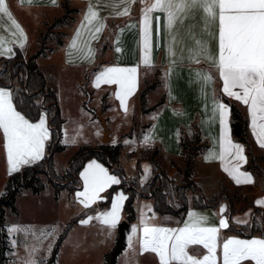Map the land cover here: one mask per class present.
<instances>
[{"label":"crops","instance_id":"obj_1","mask_svg":"<svg viewBox=\"0 0 264 264\" xmlns=\"http://www.w3.org/2000/svg\"><path fill=\"white\" fill-rule=\"evenodd\" d=\"M90 2L97 4V10L105 24V28L102 33H100L99 39L91 42V47L95 52L94 58L91 60L81 59L79 54L75 51H73L72 56L69 57V46L75 36L78 26L83 21ZM111 2H114V0H56L55 4H52L51 0H33L31 4L27 3L26 0H6L13 17L21 25L27 36L25 46L20 48L18 44H13V51L16 53V48H19L25 56L35 54L39 67L47 76L48 86L57 93L61 115L64 119L63 136L61 140L64 150L76 152L84 146H99L105 143L106 125L110 138L108 143L121 144L122 146L120 162L127 176L130 178H137L138 183L143 185L147 183L149 179L152 180L154 177L158 176L161 171L164 170L163 167H165L166 164H172L173 168H176L174 159L186 157L188 151L182 149L181 137L184 136L188 138L189 135L194 134L196 130L192 127L198 125L201 135L209 143V147L199 155L201 163L214 167L218 171L217 173L221 174L223 178H226L232 185H255L256 178L254 174L252 171L245 168L248 162L245 144L234 139L232 134L231 107L218 96V91L222 92V81L219 78L217 69L210 62L197 65L189 64L187 60V48L193 45L192 37L188 35L190 28L192 34L197 39L207 43L209 52L212 55L217 54L218 24L215 22L209 24L205 31L204 20L202 19L203 14L200 11H196L186 18L183 24L177 23L174 25V32L177 34V40L183 41L185 58L182 62L178 58L181 53V47L178 44L174 48L176 63L171 67V71H169L170 62L167 53L169 37L165 29L164 15L159 11L154 12L152 14L150 45V60L152 66L148 67L144 66L142 63L143 36L141 12L144 5L140 0H136L135 3L130 5L129 15L119 16L115 14V11L122 10L125 5L121 4L119 8L114 11V9L109 6ZM64 3H67L70 9L76 12L73 15L75 17L74 22L72 26L66 25V35L59 45L55 46L51 52L42 54L39 52L42 47L41 34L45 31L47 25H52L56 19L64 17L67 14V8ZM157 16L160 17L159 34H157ZM65 20H67V17ZM28 21L31 23V26L28 25ZM111 22L122 23L115 29L113 36L110 38V46L103 47V38L108 31L109 25L112 24ZM0 24L3 25V27H0V34L11 39V37L8 36L10 24L7 18H2ZM85 39H87V37H85ZM117 48L120 49L119 52L116 51ZM11 57L13 56L9 57L5 55L0 56V59ZM69 59H71L72 62H69ZM134 66L138 68L137 85L133 94L127 99V111H125L120 101L115 96L118 86L101 84V86L97 88L94 87V80L96 74L106 67ZM197 70L204 73L210 72L214 77V81L205 86L203 81L199 80L195 75ZM154 79L162 81L163 94L158 97L155 93L156 89H152L146 93L147 107L150 108V110L143 112L141 110V93L144 90V86L152 83ZM0 87L6 88L12 92L10 86L0 84ZM214 95L230 108L229 125L231 139L233 142L244 147V155L247 158V162L242 165L241 171L251 174L254 181L251 184H237L232 177L224 171L220 160L206 159L210 153H219L220 151L219 139L221 135V126L218 117L215 119L213 118L212 112V99ZM13 103L16 106L14 98ZM17 110L25 115L18 107ZM42 114H46L47 127L50 133L49 139L45 142V156L47 144L51 138V125L46 107L40 116ZM25 117L31 122H37L40 118L31 120L26 115ZM142 123H146V125L142 133L139 134L138 129ZM251 133L254 137L252 130ZM146 137L151 138L149 143H145ZM254 140L256 144H258L255 137ZM155 149L158 150V154H160L159 157L161 156L160 158L157 157V161L161 168H157L156 170H154L152 161L146 159L144 155H141L152 153ZM131 153L132 155H130ZM92 161H95L107 169L110 175L116 176L121 182L119 175L112 172L98 159L91 158L80 171L79 179L81 188L75 189V200L77 199L76 194L83 191L81 173ZM128 164L136 166L135 170L128 171ZM23 167L24 166H22L20 170ZM175 170L176 169H173L170 174L171 176ZM9 176L3 134L2 131H0V188H4ZM195 182L198 186L200 185L199 182ZM215 184L217 185V190L220 191V185L222 183L217 177L215 178ZM109 189L110 187L106 189L104 193H101V196L104 197ZM121 192L128 198V193L123 189H118L114 193L113 198L116 194ZM260 199H264V190L262 188H259L254 193L253 201L256 208L248 207L243 211L238 209L236 212H231L230 202L225 194L219 197L215 202H206L207 205L203 207L190 205L185 213L161 214L154 208V198L152 195H148L147 197L138 196L135 202L136 219L130 222V228L127 231L126 241L122 251L123 257L119 262L120 264H159V258L155 253L141 251L139 226L142 215L149 217L150 222L154 225L170 228L182 227L190 211H195L206 216L209 225H218L220 218L223 216V218L228 220L229 227L222 229L220 232L221 244L223 240L228 238H264V234L261 231L245 232L243 228L244 226L252 224L256 217L257 220L261 219L264 221V205H258L256 203V201ZM126 200L123 203L120 221L115 229H109L95 219L90 221L87 225L104 227L110 233V239L115 240L118 236L119 224L126 219L124 208ZM222 206L226 208L223 214L220 212ZM110 208L111 204L109 207L99 208L95 211H88V209L84 208L78 211V214H84L78 221L82 224L81 221L88 216H96L100 212L110 210ZM257 209L260 210L259 213L256 212ZM237 221H247V223H238ZM134 225L138 228V232L135 236L132 235V227ZM130 236L132 237L131 240L129 239ZM188 251L190 255L198 258L206 254V250L202 246H190ZM217 256L218 264H222L221 248H218ZM244 264H254V262L248 261L244 262Z\"/></svg>","mask_w":264,"mask_h":264},{"label":"snow or ice","instance_id":"obj_2","mask_svg":"<svg viewBox=\"0 0 264 264\" xmlns=\"http://www.w3.org/2000/svg\"><path fill=\"white\" fill-rule=\"evenodd\" d=\"M31 4L33 0H26ZM136 0H114L109 4L115 11L121 4L122 10L115 11L116 15L130 14V5ZM144 5L141 12L143 58L144 66L151 67V23L152 14L159 11L164 15L165 29L168 32L167 53L170 68L176 63L174 48L179 44L181 53L178 57L181 62L184 57L183 41L177 40L174 25L183 24V21L196 11H200L204 20V30L211 23L218 24V52L212 55L207 43L197 39L189 29L188 35L192 37L193 45L187 48L189 64L210 62L218 71L222 81V93L234 98L247 106L250 116V127L260 147L264 148V0H140ZM52 4L56 0H51ZM6 17L10 24L8 36L0 34V56H14L13 44L20 48L25 46L27 36L21 25L13 17L6 0H0V20ZM157 20V34H159V21ZM0 27H3L0 24ZM105 28L103 19L97 10V4L89 3L83 21L78 26L75 36L69 46V57L73 51L81 59L91 60L95 52L91 42L99 39ZM87 37V39H85ZM120 51L119 48L116 49ZM69 62H72L69 59ZM137 67H106L96 74L94 87L101 84L117 85L115 93L121 106L127 111V99L133 94L137 85ZM204 85L214 81L212 74L199 70L195 72ZM213 118L219 119L221 135L219 139V153L212 152L206 159L220 160L225 172L237 183L251 184V174L241 171L247 162L244 147L231 139L229 125L230 108L215 95L212 99ZM46 114H42L37 122H31L13 103V93L0 87V131L4 139V148L11 175L18 172L22 166L32 165L43 159L45 142L50 133L47 127ZM150 137L145 138L149 143ZM83 191L76 194L77 200L84 208H92L98 201L103 200L106 189L117 185L120 180L110 175L104 167L92 161L81 173ZM127 197L121 192L114 196L110 210L100 212L96 216H88L82 224H88L93 219L109 229H115L120 221L123 203ZM258 205H264V199L257 200ZM150 210V209H149ZM226 211L224 206L220 212ZM247 223V221H237ZM229 227V222L223 216L218 225H209L207 217L195 211L188 213L187 220L182 227L170 228L157 226L150 222L146 215L141 216L139 232L142 252L155 253L159 264H218L217 250L222 249V264H264V238L239 239L228 238L220 242V232ZM10 231H18L16 228ZM138 232L137 226L132 227V235ZM50 232L42 231L46 238ZM131 236L129 239L131 240ZM190 246H202L206 254L198 258L189 254ZM37 249L33 247L30 255ZM26 264H37L36 260L29 259Z\"/></svg>","mask_w":264,"mask_h":264},{"label":"trees","instance_id":"obj_3","mask_svg":"<svg viewBox=\"0 0 264 264\" xmlns=\"http://www.w3.org/2000/svg\"><path fill=\"white\" fill-rule=\"evenodd\" d=\"M64 5L67 8L66 3H64ZM111 23L112 24L109 25L107 33L104 35L103 47L110 46V38L113 36L115 29L121 25L122 22ZM23 58L24 55L21 49L16 48V53L13 57L0 59V61H7L8 63L7 67L0 72V84L7 85L12 88L16 106L31 120H37L46 107L50 118L51 138L47 144V151L43 159L35 164L24 166L18 172L11 174L4 186L3 192L0 194V259H2V261L5 259L6 253L12 250L8 232L9 223L6 218L7 212L10 211L16 215L19 213L17 198L21 189H29L33 193H40L47 188V184L42 176H49V174L55 175V154L64 150V146L61 142L64 119L61 115L57 93L54 89L48 86L47 76L35 60L36 55L29 58L27 61H23ZM12 65L13 67H11ZM154 86L155 85L150 86L142 91L141 100H144L146 93ZM218 96L231 107V128L234 139L245 144L246 154L248 157V162L245 165V168L252 171L256 178V183L259 181V178L262 177V189L264 190V165L262 163L264 160V148L256 144L251 133L247 107L240 101L230 98L220 91H218ZM192 128L196 130L194 134L189 135L188 138H185L184 136L181 137L182 149L187 151L188 146L193 145L194 151H200V149H202L200 153H203V151L209 147V143L201 135L198 125H194ZM121 150V144L112 143H103L99 146H84L75 153L72 158L74 162L71 160L70 167L74 168L75 177L78 179L76 189L81 188L79 179L80 171L84 167L85 163L91 158L98 159L112 172L119 175L121 182L117 185H112L106 193L105 199L92 206V208H88V211H95L99 208L109 207L114 193L118 189H123L128 193V198L124 206L126 220L133 222L136 219L135 202L139 196L137 187L138 180L137 178H130L127 176L126 171L120 162ZM158 153V150L155 149L152 153L145 155V158L151 160L154 164V170L161 168L159 162L157 161V157L160 155ZM186 155L188 157L187 163H189L192 159V155ZM67 173L69 176L72 175L70 172ZM159 175L156 176L154 180V183H157L156 181L159 183L157 186H152L154 188L151 193L154 198V208L158 213L181 214L185 213L190 205L195 207H203L207 205L206 202L193 200L191 204L189 202L185 203L179 210H174L172 206L168 204L166 196L163 192V190L170 186L168 182L169 179L165 174H162V176ZM183 182L186 185L194 184L198 186V184L192 179V171L190 168L185 170ZM253 187L254 185H233L235 190L234 195H237V192L240 190H251ZM222 193L226 194L229 199L231 212H236L237 210L233 207V202H231L229 198L230 192L226 184L220 185L219 194ZM236 197L237 199L241 198V196ZM248 207L256 208L253 200H250L248 205L241 207L239 210L243 211ZM259 211V209L256 210L258 213ZM83 216V213L77 214L76 218L73 219L59 234L53 246L51 261H55L68 232ZM243 228L245 232L261 231L264 234V221H259L256 217L252 224L244 226ZM110 254L111 253H108L106 255L108 264L110 261ZM115 263L116 259L113 264Z\"/></svg>","mask_w":264,"mask_h":264},{"label":"rangeland","instance_id":"obj_4","mask_svg":"<svg viewBox=\"0 0 264 264\" xmlns=\"http://www.w3.org/2000/svg\"><path fill=\"white\" fill-rule=\"evenodd\" d=\"M67 3V14L64 17L56 19L52 25H47L45 31L42 32L40 53L46 54L51 52L64 39L67 29L66 25L72 26L75 18L73 15L76 12L70 9ZM66 17L67 20H65ZM28 25L31 26L29 21ZM34 55H24L22 60L27 61ZM7 65V61H0V72ZM153 85L155 86L152 89H156L155 93L157 96H161L163 91L162 81L160 80H152V83L144 86V90ZM152 89H149V91ZM141 110L143 112L150 110L147 107L146 95L144 100H142ZM145 125L146 123L140 125L138 129L139 134L142 133ZM193 149V145L188 146L187 154L192 155L189 163H187V156L174 159L176 168H173L172 164H166L163 167L164 170L159 175L165 174L169 179L170 186L163 190V192L168 204L174 210H179L185 203L189 202L191 204L193 200L212 203L218 200L219 197L224 196V193H217L219 191L215 184L216 177L222 184L227 185L230 192L229 198L236 210L248 205L249 201L253 200L254 193L259 188H262L263 179L260 177L251 190H240L237 192V195H234L235 190L233 185L226 178L218 174V171L214 167L201 163L199 155L202 149L200 151H194ZM76 152L64 150V152L61 151L55 154L56 173L55 175L42 176L47 184V188L44 191L33 193L29 189L20 190L17 198L19 213L16 215L8 211L6 215L9 223L8 232L12 250L6 253L3 261L0 259V264H26L29 259L36 260L37 264H108L106 255L111 253L116 246L118 236L115 240H112L110 239V233L104 227L80 224L79 221L68 232L55 261H51L52 250L57 237L76 218L78 211L84 209L83 205L79 201H76L77 199L75 200L74 197L78 179L75 177L74 168L70 167V162L71 160L74 162L72 158ZM141 155L145 156L146 154ZM262 163L264 165V160ZM135 168L136 166L128 164V171H134ZM187 168L191 169L192 179L199 182V186L184 184V172ZM173 169L181 173V179H174L170 175ZM67 172L72 173V175L69 176ZM154 180L155 177L152 180L149 179L143 185L138 183L139 196L147 197L151 195L154 188L152 186H157L159 183L158 181L154 183ZM3 189L0 188V194L3 192ZM105 196L106 194L104 195V199ZM236 196H241V198L237 199ZM12 228H16L18 231H10ZM42 231L50 232L51 234L45 238L41 235ZM33 247L37 251L30 255ZM123 249L116 256L115 264H120L119 261L123 257Z\"/></svg>","mask_w":264,"mask_h":264},{"label":"water","instance_id":"obj_5","mask_svg":"<svg viewBox=\"0 0 264 264\" xmlns=\"http://www.w3.org/2000/svg\"><path fill=\"white\" fill-rule=\"evenodd\" d=\"M110 140L109 138V132H108V128L105 125V137H104V142L108 143ZM130 228V222L126 219H124L118 227V238H117V243L116 246L114 247V249L112 250L111 254H110V261L109 264H113L115 262L116 256L118 255V253H120V251L123 249L125 241H126V235H127V231Z\"/></svg>","mask_w":264,"mask_h":264},{"label":"built area","instance_id":"obj_6","mask_svg":"<svg viewBox=\"0 0 264 264\" xmlns=\"http://www.w3.org/2000/svg\"><path fill=\"white\" fill-rule=\"evenodd\" d=\"M172 177L174 179H180L181 178V173L178 171V170H175L173 173H172Z\"/></svg>","mask_w":264,"mask_h":264}]
</instances>
